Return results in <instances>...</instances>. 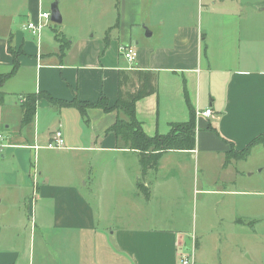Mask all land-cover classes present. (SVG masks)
<instances>
[{
	"label": "crops",
	"instance_id": "crops-1",
	"mask_svg": "<svg viewBox=\"0 0 264 264\" xmlns=\"http://www.w3.org/2000/svg\"><path fill=\"white\" fill-rule=\"evenodd\" d=\"M197 1L203 10L188 23L167 5L157 11L153 0L147 12L142 0H118L100 34L82 5L74 25L57 30L70 20L60 2L62 23L48 24L39 38L26 24L52 5L26 0L23 14L0 10V74L11 72L14 54L20 62L1 88L0 264H179L182 254L194 264H264L245 254L246 230L264 223V185L245 188L236 167L263 147L236 158L264 133V0ZM129 45L138 51L133 64L121 54ZM133 70L158 74V92L136 105L148 136L188 122L190 108L196 116L195 149L166 153L143 180L149 201L137 188L138 153L120 148L110 131L122 113L90 108L86 123L65 105L102 97L115 105L120 71ZM42 93L24 125L26 96ZM206 109L211 117L197 116ZM58 130L65 147L47 148ZM217 160V173L200 168ZM193 195L216 201L201 204L213 213L203 222L209 252L192 227ZM24 208L33 216L28 234Z\"/></svg>",
	"mask_w": 264,
	"mask_h": 264
},
{
	"label": "trees",
	"instance_id": "trees-1",
	"mask_svg": "<svg viewBox=\"0 0 264 264\" xmlns=\"http://www.w3.org/2000/svg\"><path fill=\"white\" fill-rule=\"evenodd\" d=\"M11 51V49H9ZM20 68L19 54H14L13 68L8 74H0V103L4 94L1 88L7 80L14 77ZM158 92V74L153 71L133 70L120 71L118 77V100L115 105L110 106L106 97H102L96 103L73 102L65 103L66 106L78 108L88 123L87 109L101 108L105 112L118 111L123 116L118 117L116 123L110 129L119 140L120 148L129 149L138 153L141 166V177L137 183L138 191L146 200L151 197V191L145 186L143 180L150 171H157L161 158L170 151H191L196 147V116L195 111L190 108V120L186 123L171 124V131L167 135L156 134L148 136L137 118L136 105L138 101L154 95ZM46 95L31 94L26 96L22 108L24 111L23 124L27 125L33 121L36 112V103L40 97ZM48 99H50L47 96ZM52 101V100H51ZM261 145L264 147V133L257 136L250 145L236 155L237 159H245L251 147ZM231 157L228 160H230Z\"/></svg>",
	"mask_w": 264,
	"mask_h": 264
},
{
	"label": "rangeland",
	"instance_id": "rangeland-1",
	"mask_svg": "<svg viewBox=\"0 0 264 264\" xmlns=\"http://www.w3.org/2000/svg\"><path fill=\"white\" fill-rule=\"evenodd\" d=\"M55 1L56 0H45V3L47 6H51L54 4ZM57 1H58V8H59L61 15H62V12L60 9V2H61V8L63 9V11L66 10L70 18V20L66 18L65 23H63L61 27L56 26L55 28L57 30L58 28L61 29L62 27L73 26L75 21H73L72 19H77V16L81 13L80 5H82V8H83L82 12L86 16V18H90L96 23V28H94V30L97 32V34H100L101 32H103V29H104L103 25L99 24L100 20L102 19L103 21H105L110 18H114L117 12L115 5L118 4V0H57ZM151 1L152 0H142V3L144 4V11L145 10L146 12L148 11ZM153 3L154 5L158 3L156 7L157 11L164 10L161 8L162 5H167L168 9L166 12H170V13L173 12L176 14L177 17L178 15H180V17L183 19L184 22L186 21V17H187L189 18L188 23H194L196 20H198L201 10H203V4H201L197 0H153ZM25 5H26V0H0V10L2 11V13H5V11H7L8 15L15 13L17 11H22L21 14H23ZM253 8L256 9V4L253 5ZM47 11L48 13H51V9L50 10L47 9ZM25 17L26 15L25 16L24 15L15 16L17 21L18 20L23 21L25 20ZM44 30H51V26L46 27ZM85 30H87L86 27H85ZM16 99L18 100V98ZM231 161L234 162V160H231ZM129 166H130V170L134 169V160L131 159V157H130ZM201 167L205 171L209 170V171L216 172V173L219 171L218 160L209 162L207 167L206 166L204 167L203 164H201L200 168ZM236 167L241 174L240 180L244 184L243 186H245V188L255 189L256 187H258L257 185L261 183L264 185V148L257 147V149L254 150L251 153V155L247 157L246 160H243L242 162H240L239 165H237ZM142 196L144 195L142 194ZM31 197L34 199V196L32 194H31ZM88 197L91 199V195L88 194ZM208 198L209 197H207L206 195L204 196L193 195V198L191 200V220H192V227L194 228V231H195L194 234L195 236L197 235L198 237V242L200 239H202L201 249L208 250L209 252L213 250L214 245L212 241L205 242L204 240L203 235L206 233L205 230H207V227L205 228L204 227L205 225L203 226V222L205 220L207 221V218L210 219L213 213H212V209L210 211L207 208L206 214H205L203 210H201L202 208L201 204L204 203L205 199L210 200L208 202L213 208L214 203L216 201L214 200L212 201L211 199H208ZM249 202H251V200ZM262 202L264 205V198ZM33 210H34V206H33ZM221 210L222 208H220V211ZM23 213H24L23 218L20 219L21 222L25 223V226L23 228V231H24L23 234H28L31 228V223H32L31 220L33 216L28 214L27 208H24ZM262 219L264 221V207L262 211ZM224 229L225 228L219 227L218 228L219 233H223L222 231ZM257 229L258 230L256 233H251L249 228L246 230L245 234L247 235V238H246L245 247L247 251L245 254H246V258L248 257L247 258L248 261H250L249 257L253 256L255 258H258L257 259L258 261L262 260V262L264 263V223L263 225H260L259 228ZM222 246L223 244H220L218 246L219 250L223 249Z\"/></svg>",
	"mask_w": 264,
	"mask_h": 264
},
{
	"label": "built area",
	"instance_id": "built-area-1",
	"mask_svg": "<svg viewBox=\"0 0 264 264\" xmlns=\"http://www.w3.org/2000/svg\"><path fill=\"white\" fill-rule=\"evenodd\" d=\"M51 23V13L48 12H42L39 15V21L38 22H28L26 24V29L29 30V32L36 36L40 37L43 30L48 26V24ZM121 54L123 57L128 60L131 64H133L137 58H138V51L134 46H124L121 48ZM213 114L211 109H206L202 112H197V116H204V117H211ZM0 139L2 137L0 136ZM65 147V140L63 137V134L60 130L56 131L53 134L52 141L48 144L47 148L52 150H61ZM193 255H186L182 254L180 263L179 264H194Z\"/></svg>",
	"mask_w": 264,
	"mask_h": 264
},
{
	"label": "water",
	"instance_id": "water-1",
	"mask_svg": "<svg viewBox=\"0 0 264 264\" xmlns=\"http://www.w3.org/2000/svg\"><path fill=\"white\" fill-rule=\"evenodd\" d=\"M51 22L54 24L62 23V16L58 8V1L56 0L51 8Z\"/></svg>",
	"mask_w": 264,
	"mask_h": 264
}]
</instances>
